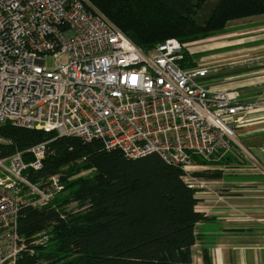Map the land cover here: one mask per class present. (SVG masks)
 <instances>
[{
	"label": "built area",
	"instance_id": "1",
	"mask_svg": "<svg viewBox=\"0 0 264 264\" xmlns=\"http://www.w3.org/2000/svg\"><path fill=\"white\" fill-rule=\"evenodd\" d=\"M187 46L169 38L146 50L90 0H0V124L99 140L130 159L156 153L184 171L199 199L208 182L196 172L208 165L195 159L237 145V128L258 102H245L240 89L203 84L211 65L186 66ZM46 150L47 142L32 146L26 161L0 146V264H17L26 248L21 208L40 207L64 189L59 174L37 182L25 174L42 169ZM48 240L42 233L33 242Z\"/></svg>",
	"mask_w": 264,
	"mask_h": 264
},
{
	"label": "trees",
	"instance_id": "2",
	"mask_svg": "<svg viewBox=\"0 0 264 264\" xmlns=\"http://www.w3.org/2000/svg\"><path fill=\"white\" fill-rule=\"evenodd\" d=\"M90 1L146 50L169 38L186 45L226 32L231 21L264 14V0ZM189 52L185 63L194 65ZM1 137L12 141L0 142L4 154L22 152L26 161L32 146L47 142L42 169L29 168L25 174L35 182L59 174L65 184L53 201L21 208L18 229L26 248L17 264L192 263L196 226L211 218L197 210L198 198L182 169L156 153L130 159L106 150L99 140L85 142L8 122L0 124ZM88 169V175L69 179ZM196 174L215 178L222 172ZM72 203L77 205L69 209ZM45 230L49 240L35 244Z\"/></svg>",
	"mask_w": 264,
	"mask_h": 264
},
{
	"label": "crops",
	"instance_id": "3",
	"mask_svg": "<svg viewBox=\"0 0 264 264\" xmlns=\"http://www.w3.org/2000/svg\"><path fill=\"white\" fill-rule=\"evenodd\" d=\"M258 16L248 23L244 34L251 36L248 40H261L258 47L264 50V14ZM230 31L226 33L235 32ZM261 57L253 62L233 61L222 68L218 63L212 74L225 72L220 82L211 85L213 89H240L243 100L258 102V107L249 111L237 128V146L245 152L239 146L240 153L234 150L235 145L207 160L211 162L207 163L209 170L220 169L222 175L203 178L208 187L199 192L197 210L211 219L196 226L191 264H264V55ZM214 192L223 194L226 201L217 200Z\"/></svg>",
	"mask_w": 264,
	"mask_h": 264
},
{
	"label": "rangeland",
	"instance_id": "4",
	"mask_svg": "<svg viewBox=\"0 0 264 264\" xmlns=\"http://www.w3.org/2000/svg\"><path fill=\"white\" fill-rule=\"evenodd\" d=\"M256 17L252 16V17H248V18H243V19L231 21L228 24L227 30L229 32H231L230 30L235 31L234 33L224 32V33H220V34H216V35H211V37L200 38L198 40L193 41L192 43L191 42L189 43V46H187V47L190 48L189 51L191 53L189 52V56L192 57V60L194 62V66H197L198 64H202V63L211 65L210 74L206 78L201 80V82L203 84L211 87V85H213L217 82H220V80L222 79L221 75L225 74L224 71H221L220 73L219 72L216 73L218 75H212L215 72L216 68H218L216 65L218 63L222 65L221 66V68H222L224 65H229V63H231L233 61H236L239 63H245L247 61L253 62V60L258 61V60L262 59V57L260 58V56L264 55V50H261L262 47H258V45L261 44V40H256V42L252 41V40H248V39H251L250 38L251 36L249 34H244L247 30V26L249 25L248 23H250V21H252V20L257 19ZM176 39H178V38H176ZM186 44H188V43H186ZM205 60L206 61H213V60L218 61V60H220V61L215 62V63H206ZM47 65L49 67L55 66V61L52 57H49L47 59ZM185 65L188 66L186 63H185ZM190 66H192V65H190ZM210 75H212V76H210ZM238 146L242 152H245L244 149L240 145H238ZM238 146L236 145V147H234L235 149L234 148L233 149L239 150ZM240 150L238 151L239 153H240ZM257 167H258V165L255 166V168H257ZM66 168L67 167H65V169ZM207 170H209V168L205 169V171H207ZM91 171H92V169L82 171V172L78 173L77 175L70 177L69 179L71 180V179H75L78 177L86 176ZM199 171L201 172V170H199ZM209 171H212V169ZM203 178L208 179L209 177H203ZM64 186H65V184H64ZM64 189H65V187H64ZM76 205H77L76 203L70 204L69 209L75 207ZM42 233H48V232L45 230L43 232L38 233L36 236L38 237Z\"/></svg>",
	"mask_w": 264,
	"mask_h": 264
}]
</instances>
